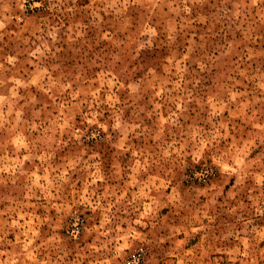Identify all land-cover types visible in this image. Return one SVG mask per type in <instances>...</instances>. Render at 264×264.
<instances>
[{"label": "rangeland", "instance_id": "rangeland-1", "mask_svg": "<svg viewBox=\"0 0 264 264\" xmlns=\"http://www.w3.org/2000/svg\"><path fill=\"white\" fill-rule=\"evenodd\" d=\"M264 264V0H0V264Z\"/></svg>", "mask_w": 264, "mask_h": 264}, {"label": "built area", "instance_id": "built-area-1", "mask_svg": "<svg viewBox=\"0 0 264 264\" xmlns=\"http://www.w3.org/2000/svg\"><path fill=\"white\" fill-rule=\"evenodd\" d=\"M144 251L142 247H137L130 251L123 259L122 264H142Z\"/></svg>", "mask_w": 264, "mask_h": 264}]
</instances>
